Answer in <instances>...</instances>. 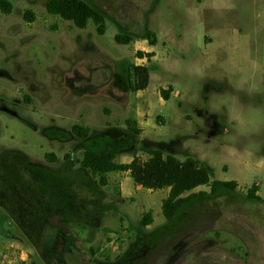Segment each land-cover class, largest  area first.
Returning a JSON list of instances; mask_svg holds the SVG:
<instances>
[{"label":"rangeland","instance_id":"1","mask_svg":"<svg viewBox=\"0 0 264 264\" xmlns=\"http://www.w3.org/2000/svg\"><path fill=\"white\" fill-rule=\"evenodd\" d=\"M7 1L10 13L0 6V264H264V151L201 161L178 152L182 138L171 131L188 67L245 58L255 48L238 13L201 7L184 15L186 5L213 0H85L106 16L102 35L92 20L81 29L49 14V0ZM146 30L156 45L137 37ZM119 33L135 39L119 44ZM131 65L150 68L145 90L131 89ZM208 122L211 138L221 128L215 115ZM75 124L89 128L86 138L72 133ZM157 148L194 157L212 180L238 186L197 198L169 223L162 213L169 189L138 187L125 172L101 185L80 168L86 149L115 150L117 162L129 163ZM253 186L261 199L248 197ZM148 211L154 221L143 227Z\"/></svg>","mask_w":264,"mask_h":264},{"label":"clouds","instance_id":"2","mask_svg":"<svg viewBox=\"0 0 264 264\" xmlns=\"http://www.w3.org/2000/svg\"><path fill=\"white\" fill-rule=\"evenodd\" d=\"M201 7L217 15L237 12L240 27L255 48L245 58L228 55L213 65L186 69L182 107L173 118L171 129L173 138H182L178 152L203 161L212 156L232 157L242 151H264V0L191 4L183 8L184 15L191 19ZM210 82L214 86L205 92V84ZM194 109L203 110L205 115H197ZM212 115L221 131L210 138L208 118Z\"/></svg>","mask_w":264,"mask_h":264},{"label":"trees","instance_id":"3","mask_svg":"<svg viewBox=\"0 0 264 264\" xmlns=\"http://www.w3.org/2000/svg\"><path fill=\"white\" fill-rule=\"evenodd\" d=\"M0 6L6 13H10L11 6L7 0H1ZM46 9L49 14L58 15L66 21H72L78 28H86L89 20H92L97 26L99 34L103 35L106 32L105 14L85 0H49ZM26 17L31 21L34 19L30 11L26 12ZM137 37L148 40L151 45L157 44V36L153 31L146 30L144 34ZM134 39L135 37L128 33H119L115 36V40L119 44H129ZM137 55L140 58L148 59L154 56L153 53L142 51L137 52ZM128 74L129 85L133 91L145 90L148 87L151 75L148 66L131 65ZM162 95L168 100L170 91L163 90ZM127 124L132 132L138 133L135 121L127 120ZM72 133L78 138H86L89 128L75 124L72 127ZM117 155L118 152L115 150L86 149L80 161V168L98 178L101 185L107 184V175L111 172H129L137 186L152 191L169 189V194L162 203V213L169 223H172L178 214L197 198L218 194L223 189L235 190L238 186V183L233 180H212L211 169L194 157L181 160L172 153L165 154L160 148L151 150L150 157L146 160L135 153L129 163L117 162ZM46 157L56 160L53 153H47ZM201 186L210 187V192H194ZM248 197L254 200L261 199L257 195L256 186L250 189ZM153 221V212L148 211L141 219V226L148 227Z\"/></svg>","mask_w":264,"mask_h":264},{"label":"crops","instance_id":"4","mask_svg":"<svg viewBox=\"0 0 264 264\" xmlns=\"http://www.w3.org/2000/svg\"><path fill=\"white\" fill-rule=\"evenodd\" d=\"M125 173H126L128 176H130V175H129V172H125ZM138 187H139V186H138Z\"/></svg>","mask_w":264,"mask_h":264}]
</instances>
